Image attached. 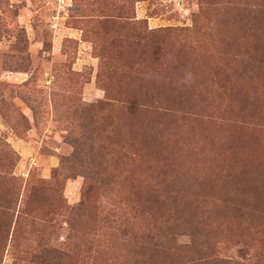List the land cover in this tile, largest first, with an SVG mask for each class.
I'll list each match as a JSON object with an SVG mask.
<instances>
[{"label": "rangeland", "instance_id": "rangeland-1", "mask_svg": "<svg viewBox=\"0 0 264 264\" xmlns=\"http://www.w3.org/2000/svg\"><path fill=\"white\" fill-rule=\"evenodd\" d=\"M0 264H264V0H0Z\"/></svg>", "mask_w": 264, "mask_h": 264}]
</instances>
